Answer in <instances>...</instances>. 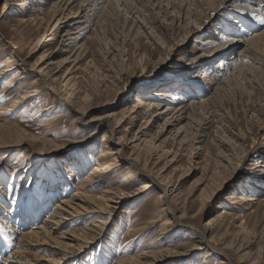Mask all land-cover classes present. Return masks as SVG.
I'll return each instance as SVG.
<instances>
[{
    "label": "rangeland",
    "instance_id": "374dc122",
    "mask_svg": "<svg viewBox=\"0 0 264 264\" xmlns=\"http://www.w3.org/2000/svg\"><path fill=\"white\" fill-rule=\"evenodd\" d=\"M53 1L0 0V72L13 69L0 79V94L12 92L0 103L10 111L0 115V226L7 235L13 231L11 241L17 244L50 218L59 201L78 195L83 208L95 206L103 213L79 215L57 227L54 238L67 229H82L85 238L59 264L123 259L139 264L135 258L141 251L150 252L151 264H264V54L256 53L258 62L234 79L240 65L251 62L239 64L245 46L236 42L253 33L242 38L232 32L238 27L226 25L234 6L244 1L226 0L222 6L219 0H188L196 18H189L186 8L178 14L179 0H159L158 8L152 6L157 0H142L139 14H125L120 1L76 41L85 48L77 70L65 63L73 41L65 45L61 39L78 25L59 24L56 42L47 41ZM238 14L242 28L255 21ZM230 41L229 50L213 56ZM223 58L229 64L218 73ZM36 67L52 72L39 81ZM67 69L72 81L65 89ZM205 72L212 73L209 82H220L217 93ZM34 81H39L35 87ZM159 92L171 96H154ZM23 93L37 95L14 108ZM137 102L160 103V111L180 103H194L195 109L188 108V119L163 128L164 120L153 113L131 116ZM99 118L119 124L115 135L110 125H97ZM144 127L145 134L134 141ZM119 140L127 147L111 156L108 151L118 148ZM94 169L99 174L84 185ZM152 178L157 184L143 191ZM108 190L115 195L108 196L107 205ZM3 239L0 261L15 246ZM31 248L29 258L45 256Z\"/></svg>",
    "mask_w": 264,
    "mask_h": 264
},
{
    "label": "bare ground",
    "instance_id": "6f19581e",
    "mask_svg": "<svg viewBox=\"0 0 264 264\" xmlns=\"http://www.w3.org/2000/svg\"><path fill=\"white\" fill-rule=\"evenodd\" d=\"M120 1H121V5H123V7L126 9L125 14H127V13L129 14L131 12H133V14H137L138 10H139L138 7H140V5H144L142 3V0H54L51 3L49 8L51 9V11H53V13H52L53 19L51 18V23L48 27L50 38L47 41H51V42L55 41L56 42L55 33H57V31H58L59 24H64V25H68V26H76V25L79 26V27H77V29L74 28V29H76L74 31L71 29L70 30L68 29V31L65 34H63V37H65V39H61V41L65 45L68 41H70V40L73 41V44L71 43L72 47L69 46L71 48V51L69 52L70 57H68V59L66 57V59H65L66 65L69 62H72V63H74V65L72 64L74 66L73 68L76 67V70L80 68L79 62L82 60V56H83V52H85L84 51L85 48L82 44L78 45V43L76 41H78L83 36L82 34L84 33V31L87 30L88 28H90L92 23L99 16H101L108 9H111V8L113 9L116 4L118 5L120 3ZM158 1L159 0H157V4H155L156 2L155 3L152 2V6H156V8H158V6L161 3ZM205 1L208 2L209 0H205ZM219 1L221 2V5H222V3H224L226 0H219ZM243 1H244V3H242V4H244V6H240L239 3H238V6H234V9H232V14H231L232 17L231 16L229 17V22L226 23V25H229V26L234 25V27H238L237 30H235V28L232 27V29H233L232 32H234L235 35L241 34L242 38L253 33V36L249 40L236 42L237 46L239 44H243V46H245L244 49L242 48L243 50L240 51L241 54L237 55V59H239V61H240L239 64H243V62L245 60H247L249 62L251 61V62L248 63V65L246 64L245 66L240 65V67H242V69L235 72V74L233 75L234 79L236 77L243 78L247 74L246 73L247 71H245L244 68L246 66H248L247 70L248 69L250 70V69H252L251 63H254V62L257 63L258 62L256 59V56H255L256 53L264 54V0H242V2ZM145 2H148V0ZM168 2H169V0H168ZM178 2H179L178 4H180L179 7L181 8L180 10H178V14H180L186 8L187 15L190 16L189 18H191V16L196 18L193 10L190 9V4H188V0H179ZM104 3H105V5L103 6ZM249 5H254L256 8H252L253 6L250 7ZM175 7H177V5ZM237 8H239V9L236 10ZM159 10H161V7ZM111 11H113V10H111ZM234 12H236V13H234ZM238 12L241 14L246 13L249 15V17L251 16L250 19L255 20L254 21L255 23L252 21V22H250V25H247V26H245V24H247V22H245V23L243 22L244 26L247 27L246 30H248V32L243 31V28H245V27L242 28V27L238 26L237 23H239V22H237V20H235V19H238V21H240V23H241L242 18H243V16L238 14ZM54 15L56 16L57 19L54 18ZM178 17H179V15H178ZM125 19H127V18H125ZM28 20H34V19H32V16H28ZM247 20H249V19H247ZM99 21H100L99 19L96 20V25H98V23L100 24ZM70 28H72V27H70ZM227 31H228V29H227ZM243 33H245V34H243ZM225 39H227V38H225ZM203 43L207 45L208 43H210V41L209 42H203ZM231 44H232V42L230 41L229 44H227L223 47H220L218 50L214 51L215 54L213 56H215V55L217 57L221 56L223 54L221 52L229 50ZM67 47H68V45H67ZM15 48L16 47H14V49ZM230 52L233 54V51H230ZM235 54H236V52H235ZM14 57H15L14 55L10 56L6 60L4 65H6L7 67L11 66L15 60ZM71 58H73V59L71 60ZM224 59L225 58L220 60L221 63L218 64V66L216 67V68H218V73L219 72L225 73V71H226L225 67L229 63H227V62L225 63ZM236 60H234V61H236ZM235 63L232 64V66H234ZM42 64H44V63H39V66H41ZM38 68H37V74L39 76V81L42 79L43 76L49 77L51 72H52L51 70L45 71L44 68H41V69H38ZM231 68H230V70H231ZM254 69H256V68H254ZM12 70L13 69H11V68H9V69L5 68V70H1L0 79H2L5 75H7ZM69 70L70 69H67V71H68V73L66 74L67 76L62 81V84L65 87V89L71 84V81H72V77H71L72 72ZM69 72H71V73H69ZM211 74L209 72H205L204 78H206V80L208 81L207 77L209 78V76ZM212 76H214V75H212ZM53 77H51V78H53ZM239 78H236V80ZM49 80H50V78H49ZM54 80H56V79H52L51 81H54ZM38 82L34 81L33 83H31V85L35 87L38 84ZM207 84H211V89H214V94L220 90L218 87L220 82H218L216 78L213 80V82H209ZM11 86H12L11 84L7 85V86L3 87V89H5L6 87L10 88ZM18 88L20 89V87H18ZM37 91H38V88L35 89V92H37ZM4 92L5 91L3 90V92L0 94V103H2V104L6 100L12 98V95H11L12 92L9 93L8 95H6L7 93L3 94ZM35 95H37V94H31V95L29 93H23L20 95L18 94V96L16 97L17 99H16L15 103L12 104V106L14 108H18L19 106L23 105L26 101H28L30 98H32ZM154 96H156V97L159 96V98H160V96L169 98L171 96V94L159 92V93H154ZM155 100H157V99H155ZM202 102H204V101H202ZM160 106H161L160 103L157 105V104H152V102H147L144 106H141V102H139V103L137 102L136 106H134L131 109L130 114H131V116H134V117H138V116L140 117V116H143L145 113H151V114L153 113L152 117H155V118L159 117V118H162L164 120V122H163V128H164V127H167V126L172 125V124H175V126H176L183 119H188L189 118V113H187L188 108L190 109V107H191L192 109H195L194 103H190L188 107L181 105V103L177 108H171V107L169 108L167 106V108L165 110H162V111H160L161 110ZM9 112L10 111L7 107L0 109V115L1 114L2 115L7 114ZM186 113H187V115H186ZM91 121H93V120H91ZM95 121L97 122V125H102V124L110 125V132H111L112 136H113V134L115 135V133L118 130L119 124L113 125L112 120L105 119V118H99V119H95ZM145 128L146 127L137 131L138 133H136L135 136L133 137L134 141L140 140V137H142V135L145 134ZM180 131H183V128H181V127L177 128L176 131L174 132V136H177V134ZM121 141L119 140L118 142H116V145L118 148H115V150L111 149V151H108L111 156L121 154V152L123 153V150L125 147H127L126 146L127 144H125L124 142H121ZM113 161L115 162V159ZM123 161L130 163L128 161V159H125ZM130 164H133V163H130ZM134 164H135V162H134ZM98 172H100V171H97V169H94V171L91 172L89 175L90 178L87 180H84V185H86V183L90 182V179H93V177H95V175H98L99 174ZM154 184H157V181L154 178H152L146 184H144L141 187V189L143 191L148 190V189L152 188ZM158 184L164 189L163 190L164 194H166L167 188L162 183L158 182ZM109 191L110 190L105 191L104 196H103L107 201V205L109 203H111L110 202V201H112L111 198H113L115 195L113 193H110ZM108 196L111 198H109ZM163 198L165 200L166 205H170V202L167 200L166 196ZM231 199H233V198H231ZM243 200L244 199L241 198V201H243ZM76 201H78V202H76ZM59 202H60V204L59 203L56 204L55 208L52 209V211L49 215L50 218L49 219L46 218L41 225H36V227H33V229L31 231H27L26 233H24L21 236V238L19 239V242L17 244L13 243L11 241V239H12L11 237L14 234L13 231L10 229L11 233H10V235H9V233L7 235V233H5L4 227L0 226L1 238L6 239V241H8V243H9V245H11V244L15 245L13 247V251L10 253V255L7 256V258H5V259H1L0 264H39V262L41 260H46L47 261L46 264H59V263H62V261H65L67 258H69L68 255L70 253H73V252H70V250L72 248H74L75 246H77L78 248L80 246H82V243L85 241V238H83L82 235L80 234L81 232H83L82 229H76L75 231H71V230L67 229V231L63 232V234L61 233L62 235L59 238H54L52 235L54 234V231L57 229V227L60 226L62 223L75 222L79 215H83V214L86 215L88 213L102 214L103 211L102 210H100V211L95 210V208H94L95 206H92L90 211L83 208L82 203H84L85 201L83 199H81L80 197H78V195H76L75 197H73L70 200L62 199ZM110 208H112V207H110ZM96 220H94V221H96L97 224H98V222H101V220H99V221H98V219H96ZM102 222H104V221H102ZM75 233L79 234V237H76ZM58 240H59V242H57ZM49 243L55 244V245H49ZM33 246L35 248H37L39 251L44 252L45 256H43L42 258H38L37 256L32 255L31 256L32 258H29L28 249H32L31 247H33ZM40 246H46V247L42 248ZM47 246H48V248H47ZM46 257H47V259H46ZM151 257L152 256H151L150 252L141 251L136 256L135 259L137 260V262L139 264H151L152 263V261H150ZM130 262H131V260L123 259L119 263L115 262V264H129Z\"/></svg>",
    "mask_w": 264,
    "mask_h": 264
}]
</instances>
